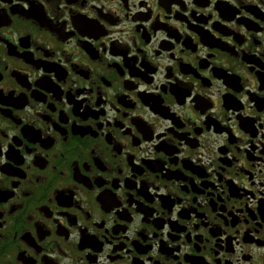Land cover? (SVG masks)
Wrapping results in <instances>:
<instances>
[{"label": "flooded vegetation", "instance_id": "flooded-vegetation-1", "mask_svg": "<svg viewBox=\"0 0 264 264\" xmlns=\"http://www.w3.org/2000/svg\"><path fill=\"white\" fill-rule=\"evenodd\" d=\"M0 264H264V0H0Z\"/></svg>", "mask_w": 264, "mask_h": 264}]
</instances>
